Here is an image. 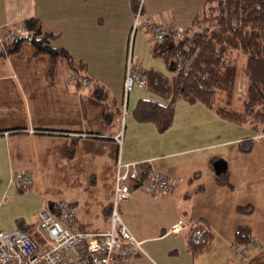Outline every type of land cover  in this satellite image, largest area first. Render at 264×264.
Wrapping results in <instances>:
<instances>
[{
	"label": "crops",
	"instance_id": "1",
	"mask_svg": "<svg viewBox=\"0 0 264 264\" xmlns=\"http://www.w3.org/2000/svg\"><path fill=\"white\" fill-rule=\"evenodd\" d=\"M133 1L0 0V41L9 28L35 15L44 31L55 34L52 45L66 48L84 64L80 72L94 81L77 83L66 57L54 61L48 53L36 54L29 41L0 58V230L45 234L39 211L60 201L76 207L77 229L110 230L119 163H147L174 178L176 189L153 195L130 183L131 195L119 212L144 247L132 264H264V132L224 119L203 102L183 99L166 130L139 121L134 109L140 99L169 100L137 85L125 105L130 43L144 68L168 76L175 70L153 54L155 41L144 27L132 35ZM143 2L154 19H176L188 29L206 0ZM241 61L244 68L247 57ZM243 68L240 81L246 83ZM95 81L108 90L110 107L93 94ZM246 138L254 144L243 152L240 143ZM74 139L71 157L67 147ZM17 172L30 173L33 184L16 186ZM225 178L228 182L221 181ZM250 204L252 212L239 211ZM202 220L214 238L195 257L187 250V231ZM241 225L258 242L247 261L233 248Z\"/></svg>",
	"mask_w": 264,
	"mask_h": 264
},
{
	"label": "trees",
	"instance_id": "2",
	"mask_svg": "<svg viewBox=\"0 0 264 264\" xmlns=\"http://www.w3.org/2000/svg\"><path fill=\"white\" fill-rule=\"evenodd\" d=\"M132 5L136 11L139 0L133 1ZM23 25V32L0 41V58L18 52L23 43L29 41L36 54L48 53L54 61L58 56H64L73 70L84 68V64L76 63L66 48L52 45L55 34L44 31L39 17L29 16ZM187 33L184 38L169 35L162 42L155 41L153 54L169 63L175 74L168 76L154 67H147L144 69L146 87L168 99L169 103L140 99L134 109L135 117L142 122H152L164 131L173 124L176 102L183 99L191 103L203 102L224 119L264 132V0H206ZM180 49L191 53L193 59L186 71L176 72ZM238 50L247 56L243 68L246 88L240 85ZM93 82L91 79V84ZM93 94L110 107L109 92L98 81L94 83ZM109 118L110 121L113 117L110 115ZM76 143L74 139L67 147L71 157L75 154ZM253 144V138H246L241 141L240 149L251 151ZM137 168L139 173L130 183L141 186L151 169L147 163H141ZM221 181L228 182L227 178ZM51 205L50 208L56 211L57 204ZM238 209L250 213L253 206L240 205ZM213 238L214 232L206 221L196 222L187 231V250L196 257ZM252 238L248 226L237 228L236 241L246 242Z\"/></svg>",
	"mask_w": 264,
	"mask_h": 264
},
{
	"label": "built area",
	"instance_id": "3",
	"mask_svg": "<svg viewBox=\"0 0 264 264\" xmlns=\"http://www.w3.org/2000/svg\"><path fill=\"white\" fill-rule=\"evenodd\" d=\"M139 27H144L154 41H164L169 35L177 38L187 36V29L176 19L159 21L145 12L143 0L135 11L132 27L134 35ZM24 31V25L7 30L4 38ZM3 38V39H4ZM193 55L180 49L177 54L176 72L186 71ZM142 62L133 53L132 42L127 57L124 82L125 105L130 92L137 86H147ZM70 78L82 86H90L91 78L80 71H71ZM139 173L136 164L119 163L116 177L115 194L112 203L113 227L106 231L79 230L76 228V207L69 201H60L56 211L44 207L39 211L40 226L45 234L35 235L22 228L0 230V264H132L136 255L144 252L142 241L129 229L122 219L119 208L121 202L131 195L130 180ZM13 182L18 187H30L33 177L28 172H17ZM153 195L173 194L176 181L171 176L151 169L142 184ZM180 225L173 229L178 230ZM257 239L246 242L235 241L236 253L247 261Z\"/></svg>",
	"mask_w": 264,
	"mask_h": 264
},
{
	"label": "rangeland",
	"instance_id": "4",
	"mask_svg": "<svg viewBox=\"0 0 264 264\" xmlns=\"http://www.w3.org/2000/svg\"><path fill=\"white\" fill-rule=\"evenodd\" d=\"M238 56H239V69L241 70V68H243V66H242V64H241V58H242V55H244L245 57H247L246 56V54L244 53V52H242L241 50H238ZM245 81V80H244ZM241 87H243V88H246V83L245 82H242L241 84Z\"/></svg>",
	"mask_w": 264,
	"mask_h": 264
},
{
	"label": "water",
	"instance_id": "5",
	"mask_svg": "<svg viewBox=\"0 0 264 264\" xmlns=\"http://www.w3.org/2000/svg\"><path fill=\"white\" fill-rule=\"evenodd\" d=\"M219 167H221V163L220 162L217 163V168H218L217 171H219Z\"/></svg>",
	"mask_w": 264,
	"mask_h": 264
}]
</instances>
